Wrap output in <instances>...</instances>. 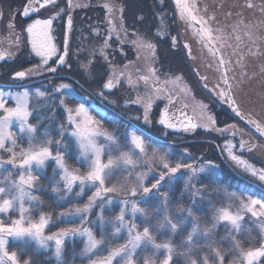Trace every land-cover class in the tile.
<instances>
[{
    "label": "snow or ice",
    "instance_id": "6c2138e0",
    "mask_svg": "<svg viewBox=\"0 0 264 264\" xmlns=\"http://www.w3.org/2000/svg\"><path fill=\"white\" fill-rule=\"evenodd\" d=\"M68 8L85 7L86 5H73L72 0H67ZM179 9L181 19L189 21L190 26L192 22L200 25L194 31V35H198L201 43L206 44L209 51L216 58V70L221 73L220 80L224 84V88H219L216 95L221 101L228 104L233 113L241 120H245L248 125H251L256 131L264 136V125L260 122L247 117L243 114L240 104L237 101V95L243 91L246 83L244 77H247V72L242 71L240 79L235 80V77L230 78L228 72L231 70V59H225L223 55H218L219 49L212 46L209 42L213 36V29L209 24V20H215V16H210L208 19L200 17L199 19L194 14L195 5H189L187 0H175ZM52 6L57 10L54 15L46 19H32L33 15H37L42 9ZM109 13L112 12V6L105 5ZM247 8H258L262 15H264V3L260 5L253 4L251 0L243 5ZM206 11V9H205ZM121 20L123 9H120ZM23 17L31 19L24 31L27 33L31 45V51L35 56L41 58V63L26 71H16L14 73V80L24 81L32 74H39L40 69L44 68L48 72L56 73L57 67L66 65V57L68 56V47L65 43L62 54L58 51L56 45L53 43L52 31L53 22L55 19L65 15V10L59 8L58 0H25V6L20 10ZM226 16L233 15L231 12L225 14ZM238 21L230 25L233 32H237L240 25L244 24L242 13L237 12ZM2 19V13H0ZM15 17L10 15L8 27L15 29ZM109 23H112L111 19ZM67 27L69 32L72 28V16L67 14ZM228 27V26H226ZM246 28L252 27L251 24L245 25ZM111 31L115 32L116 28L113 24ZM127 30H125L126 32ZM216 31L223 33V29ZM160 29L157 30V35H161ZM251 37V33H246ZM97 35L99 32L97 31ZM137 35V39L132 41L138 50H147L152 59H155V45L150 41ZM111 39V36H109ZM217 42L223 40V36L215 37ZM237 41L240 37L236 36ZM175 45V37H172ZM18 48L20 45V36L16 35V39L12 41ZM188 56L194 59L191 54V49L188 45ZM223 46V45H221ZM109 47L107 41L104 43V48ZM103 53V48L101 49ZM253 55L257 53H252ZM13 53L0 50V60H4L6 56L11 57ZM56 57L57 67L49 66V61ZM107 60V56L105 55ZM110 63V62H109ZM131 63V62H130ZM239 63V61H237ZM70 67V65H68ZM130 65H125L128 69ZM211 67V65H209ZM245 66L241 64V68ZM198 74V69H194ZM140 72V69H137ZM157 69L149 66L148 74L138 75L134 80L131 73L127 74V83L131 87L137 86L139 82H143L145 86L151 84L153 92L159 93L161 89L157 87L160 83L159 77L156 76ZM125 77L124 71H118L115 67L111 68V73L103 87L106 90H112L121 83V78ZM201 80L206 81L207 77H200ZM251 79V77H248ZM183 80V77H175L171 82L176 83ZM235 80V83L230 82ZM167 82V81H166ZM22 87V85H20ZM203 87L208 88L207 83ZM71 85L60 84L56 87V91L63 95V90L70 89ZM184 91V89H181ZM214 91V89L209 90ZM102 96L103 93L101 92ZM40 98L49 99L48 93L36 89L30 92L24 88L20 92L12 93L11 91H0V170H5L6 167H11L19 173L18 180H12V172L0 180V264H20L16 251H9V238L15 241H23L25 238L29 242H35L38 250H49V242H54L55 259L57 264H66L63 259L64 256V242L66 238L83 237L85 239L84 247L81 250V255L87 256L89 264H136V255L138 249L147 251L154 250V253H159L164 250L166 255L160 264H173L174 255H185L192 252L196 247H207L213 253V264H225V256H229L228 264H264V198H254L252 195H247L244 199L237 195L236 192H225L227 203L217 206L210 199H207L202 188H196L192 184L193 178H197L200 174L211 173L216 175V167L211 161L201 165L199 168L194 167L191 163L185 162L186 150L182 153H176L169 146L168 150L161 153L158 149H153L151 153L147 150L145 140L136 132L123 133V139L118 137L114 132L108 131L103 127L102 119L105 118L103 113L98 112L102 119H97L92 113L96 111L94 105L89 102L87 97L73 95V99L78 103L75 107H70L66 104L63 98L58 100V104L63 107L66 113V119L59 124L57 135L59 139H54L48 128H44L38 134V125L29 123V117L32 115L30 110V102L33 99ZM14 102V106H7L8 102ZM114 103V101H113ZM134 103L140 104L141 97L138 95ZM153 100L149 94L147 102L143 104L144 107V121L149 122V112L152 108ZM168 105L173 106L174 111L170 114L169 107L165 106L159 124L164 125L168 129H182L183 131H194L200 127L198 123L194 122L193 118L188 115L185 109L187 104L183 103L179 96L173 98L171 93L168 95ZM201 116L207 121L203 126L212 128L221 133L233 130L235 136L236 125H227L225 128H215V118L206 112L207 105L200 104ZM179 113V116L176 115ZM18 124V130L21 134L27 133L28 147H21L17 152L18 146L17 136L11 131L13 125ZM68 133L71 138V143L75 145L78 155L75 158L82 164L86 165L87 172L80 174L77 169L71 168L65 161V153L68 149V144L64 141V134ZM103 141V142H101ZM55 145V151L53 150ZM257 147L256 144L249 143L243 139L240 140L239 145L233 143L231 140L227 141L223 147V151L227 153V158L233 165L240 168L245 174L250 175L260 184L264 185V168H256L248 160L243 158V155L237 154L236 149L241 151L246 150L252 152ZM71 157V154H69ZM106 156V162H105ZM169 157H175L169 159ZM53 161L56 168L53 170V176L50 178L51 191L60 199H66L70 194H73L74 187H78L79 191L75 193L76 197H82L85 187L93 189V194L88 198V202L82 207H75L66 212H61L60 217H71L76 215L79 218L80 226L60 228L57 232L51 235H45L46 229L52 221V217L47 214L37 213L38 220H33L30 216V208L25 207V201L34 202V206L42 205L43 201L33 194L32 189L37 187L36 182L39 176L33 174V168L43 173L48 161ZM156 162V168L153 167ZM143 165L147 171H141L140 166ZM187 170L186 175L181 170ZM180 173V175H177ZM126 174V175H125ZM59 176V180L56 177ZM134 177V182L132 178ZM152 180L150 186L146 185L145 181ZM181 180L184 181L183 195H189L191 207H183L174 204L170 193L175 192V186ZM4 181H7V186H4ZM106 181H114L106 184ZM167 187L168 191L161 192V189ZM125 197L119 199L117 203L120 205L119 212L114 217H105L104 212L106 206L113 204V198L108 194ZM139 193V200L129 199L127 197H137ZM107 197V198H106ZM155 200L157 203H152ZM97 201H100L98 211L95 214L93 227H83L87 217L93 214V209L97 208ZM238 201V203H237ZM143 203L147 207H140ZM208 204L211 211L212 223L210 227H205L203 230L200 227L199 217L196 212L203 214L204 208L199 205ZM176 208L175 218L171 213V208ZM15 210L19 214L18 219H8L7 214ZM109 210H111L109 208ZM29 213L28 216L25 214ZM141 218V223L145 226L140 230L136 223L137 215ZM126 216L128 218H126ZM245 216H249L253 223L259 225L258 235L259 241H252L250 237H245L243 233L249 232L250 229L243 224ZM7 219V223L5 222ZM155 221V223H152ZM72 223L71 220L67 221ZM191 224V230L182 240V245H187V252H177L175 246L170 242V238L178 234V230L182 226ZM223 225L227 232L223 240L228 241L227 250L222 253L219 248H213L215 240L211 243L198 245L194 243L199 238L205 241L210 240L215 231ZM154 232L162 233L169 236L168 242L157 243ZM99 233V236L97 235ZM124 238V243H114ZM242 242L249 244L259 243V247H242ZM106 253V254H105ZM25 264H31V260L25 261ZM142 264H156V260L151 257H145ZM190 264H198L196 259H191ZM200 264H210L207 255L201 258Z\"/></svg>",
    "mask_w": 264,
    "mask_h": 264
},
{
    "label": "flooded vegetation",
    "instance_id": "af4514ba",
    "mask_svg": "<svg viewBox=\"0 0 264 264\" xmlns=\"http://www.w3.org/2000/svg\"><path fill=\"white\" fill-rule=\"evenodd\" d=\"M208 1L203 0L201 3L206 4ZM220 2L225 5L226 2L230 3L229 0ZM72 3L73 5L86 6L73 7L69 10L67 0H58V6L65 10V15L54 20L51 33L53 43L61 54L65 43H67L66 65L57 67L58 62H56V57H53L49 61V66L57 67L56 73L41 68L39 74L34 73L24 81H17L13 79L16 71L33 68L41 63V58L32 53L29 38L24 31L25 26L31 23V19L20 14V10L25 6V0H0V13H2L0 50L14 54L0 60V85L14 88L0 87L1 90L20 92L27 88L30 92H34L38 88L48 93L50 100L58 103V100L63 98L66 104L77 101L72 98L75 94L87 97L96 108L92 114L102 119L101 115H97V113H103L105 118L102 121L106 122L104 125H107V122H114L113 126L118 128L114 131L121 133L134 131L143 137L148 146L154 144L166 150L171 146L172 149L179 151L187 150L190 155L192 153L197 155V146L199 145L204 146L207 151L212 146L217 149V152L218 150L221 152L223 159L231 167L226 165L228 169L239 181L244 183V186L257 189L264 194V191L257 187L261 186L259 181L236 170L227 161V153L223 151L225 143L229 140L237 145L241 139L256 144L257 147L252 152L241 151L239 148L236 151L254 166L261 165L264 168L263 158L261 160L258 157L259 153L264 154V138L242 122L231 112L228 104L221 101L216 95L219 88L225 87L220 80L221 73L216 70V64H213L216 63V58L211 52H205L199 48L198 35H194V31L198 29L197 26L193 23L190 26L189 21L180 18L179 9L174 0H72ZM105 5L112 6L111 14ZM206 5H208L206 12H201L203 17L216 16L220 12L224 16L220 23L232 22L231 16L225 15L230 11H219L214 9V5ZM200 8L203 7L200 6ZM208 8L210 9L207 12ZM120 9H123L122 20ZM56 10L55 7L48 6L37 15H33L32 19H46L54 15ZM197 12L196 3L195 13L197 14ZM67 14L72 16L70 32L67 27ZM10 15L15 17L14 30L8 27ZM243 18L245 20L244 15ZM110 19L112 23H109ZM113 24L116 28L115 32L111 31ZM210 26L217 29L213 23ZM227 26L229 25L227 24ZM158 29L161 30V35H157ZM125 30L127 31L125 32ZM97 31L99 35H97ZM17 34L20 36L19 48L11 43L16 39ZM136 34L155 45V59H152L147 50H138L134 46L132 41L137 39ZM172 37H175V45ZM105 41L109 45L107 48H104ZM210 41L212 42V40ZM184 45H188L191 49L194 59L189 58L188 48ZM202 45L209 49L206 44L202 43ZM214 46L216 47V45ZM102 48L104 54L101 53ZM218 55H223L227 59V54L224 52L219 51ZM203 61L206 63L204 64ZM125 65L130 66L125 69ZM149 66L157 69L156 76L160 81L157 87L161 89L159 93L153 92L151 84L145 86L142 81L135 87H131L127 83L128 73H131L135 80L138 75L148 74ZM231 66H229L231 69L228 72L229 77L233 72ZM112 67L118 71H124L125 77L121 78V83L116 88L106 90L103 84L109 78ZM137 69H140V72H137ZM194 69H198V74ZM175 77H183V80L172 83L171 81ZM200 77H207V80L203 81ZM204 83H207V89L203 87ZM60 84L71 85V88L63 90V95H61L56 91V87ZM218 84L219 88L216 87ZM212 89L214 91H209ZM169 93L173 98L179 96V99L188 105L185 111L196 123H198L197 104L207 105L206 112L216 120L215 128L222 129L227 125L234 124L237 126L235 136H233V130L228 131L230 133H221L212 128L197 127L194 131L186 132L182 129L179 131L168 129L159 124L158 121L165 106L169 107V112L174 111L173 106L168 105ZM149 94L152 96L153 104L149 112V122H145L143 104L147 102ZM240 94H242L241 98ZM138 95L141 97L140 104L134 103ZM239 95L237 96L240 99L236 98L242 112L264 125V104L259 108H256L252 103L249 105V98L244 88ZM176 115L179 116V113ZM195 155L193 162L195 161L196 164Z\"/></svg>",
    "mask_w": 264,
    "mask_h": 264
},
{
    "label": "trees",
    "instance_id": "16d2710c",
    "mask_svg": "<svg viewBox=\"0 0 264 264\" xmlns=\"http://www.w3.org/2000/svg\"><path fill=\"white\" fill-rule=\"evenodd\" d=\"M221 1V0H217ZM209 4V1H208ZM208 6V5H207ZM106 123V122H105ZM104 123V124H105ZM114 122H107V125H104L106 129L110 132H113L114 130H117L116 126H113ZM221 124V123H220ZM202 148H205L202 145L197 146V154L199 158H203V161L197 160V163H204L211 161L216 167L218 168V176L215 181L217 183H213L207 180L202 181L201 184L196 185V188H202L205 192V196L207 199L212 200V193L214 192V188L220 189V187L223 188H228L232 189V187L235 188L237 192L242 191V187L244 185L243 182L239 181L228 169L226 164L221 160L217 149L212 147L207 150H202ZM219 166V167H218ZM52 166L50 165L48 174L46 177H40L39 178V187L41 188V191L36 193V196H38L42 201V205L40 206H35L31 212V216L35 219L38 220L39 216L37 213H43L50 215L52 217V221L49 225V228L46 229L45 233L46 235H51L55 232H57L60 228L64 227H72V226H77L78 224L75 221H72V223H68L67 219L65 217H60L58 214L61 212H66L69 209H73L74 207H82L88 202L89 196L86 195L84 199L80 201H76L75 203H72L71 200L69 201H64L60 199L58 196H56L54 193L51 191V186H50V178L52 176ZM114 181H107V184L110 186V184ZM150 183H153L152 180L150 182H147L146 185L150 186ZM233 183H237V186L235 187ZM213 190V192H212ZM183 192V185L179 183L176 187V190L174 193H170V196L172 197V201L174 204L183 206L185 208L191 207V201L190 199H185L182 198L181 193ZM249 193L248 190L245 191V194ZM258 193V191H257ZM260 197L264 198V195L260 193ZM110 197V196H109ZM125 198V197H124ZM220 197L217 196L216 194V200L213 201L214 204L217 206L223 205L224 201L219 200ZM152 203H157L155 200L152 201ZM147 207V206H146ZM199 207L204 208L205 212L201 214L200 212H196V216L199 217L200 221V227L203 230L205 227H210V222L211 220V211L209 210V205L208 204H202L199 205ZM119 211V206L113 205V208L110 211L104 212L105 217H114L115 215L118 214ZM171 213L173 215V218H175L176 213V208L172 207L171 208ZM95 215L91 216L92 217ZM8 219H17L18 216L14 214H10ZM5 222L7 223V219H5ZM152 223H155V221H152ZM141 224V223H139ZM143 224L139 225L141 227ZM80 226V225H78ZM93 227V230L96 231L95 226ZM183 228V227H182ZM191 230V224L186 228V231H180L178 230V234L175 236H172L170 238V242L175 246V250L177 252H187V245H182V240L186 237L187 233ZM156 237V242L161 243L162 241L160 240L161 236H164V238H167L169 240V236L163 235L162 233H153ZM226 233L222 229H219L217 233L215 234V238H212L211 240L205 241L203 238H199V241L194 239V243H198V245H204L206 243H211L212 240H215V244H213V248H219L222 253H224L227 248H228V241L223 240L222 237L225 236ZM99 236V233H97ZM163 238V237H162ZM161 238V239H162ZM252 238L259 241L260 237L258 235H252ZM125 240L124 238H121L119 241L114 242V243H124ZM85 239L83 237H75V238H68L65 240L63 248H64V256L63 259L66 262V264H89V259L87 256L81 255V250L84 247ZM259 243L256 244H249L246 242V244L242 245L244 248L248 247H259ZM9 251H16L18 259L20 260V264H25V261L31 260V264H57V261L55 259V254L50 251V252H45V251H39L34 245L32 244H22V243H17L15 241H11L9 245ZM106 254V253H105ZM207 255L210 261V264H213V253L212 251L207 248V247H196V252H190L188 253L187 256L185 255H174L175 259L173 260V264H190V260L193 256V259H196L198 264H200L201 258ZM165 256V252L161 253L160 255L155 256L153 251L151 249L147 251H141L139 254L135 257L136 259V264H142V261L145 257H151L156 260V264H160V261L163 260ZM174 258V257H173ZM229 257L225 256V264H228Z\"/></svg>",
    "mask_w": 264,
    "mask_h": 264
},
{
    "label": "rangeland",
    "instance_id": "374dc122",
    "mask_svg": "<svg viewBox=\"0 0 264 264\" xmlns=\"http://www.w3.org/2000/svg\"><path fill=\"white\" fill-rule=\"evenodd\" d=\"M195 14V13H194ZM199 19V17H198ZM213 38L211 39L213 44L216 45V47L219 49L220 52H224L227 54L226 58L228 59H231L232 63H231V68L233 69V72H232V75H230V77H235V80H239L240 79V74L242 71H246L245 68H241V64L240 63H237V59L229 52V50L221 43V42H217V40L215 39V35L212 34ZM198 41H199V48H202L203 50H205V52H210L209 49H207L206 47H204L201 43V41L199 40V37H198ZM223 45V46H221ZM209 58V57H208ZM210 59V58H209ZM204 62V61H203ZM206 62H204L205 64ZM213 64H216L215 62ZM247 72V71H246ZM231 74V73H230ZM247 77H244V79L246 80V83L244 85V89L246 90V93H247V96H248V104L251 105L250 103H252L253 105L256 106V108H259V106H263L264 104V90L263 88L255 81V79L247 72ZM248 77H251V79H248ZM235 80H231L232 83H235ZM0 91H5V90H1ZM5 92H8V91H5ZM12 92V91H11ZM12 93H16V92H12ZM239 95V94H238ZM255 95V96H253ZM242 94L239 95V97L241 98ZM238 97V96H237ZM238 97V98H239ZM239 98V99H240ZM252 100V101H251ZM241 101V100H240ZM78 101H76L75 103H67L68 106L70 107H75L77 105ZM198 105V124L201 125L200 127L198 128H206L204 127L203 125L207 123V121L201 116V108H200V103L197 104ZM7 106H14V102H8V105ZM30 110L32 112V115L29 117V123L33 124V125H38L39 128H38V134L39 132H42L44 128H48L51 132V135L54 139H59L58 135H57V130H58V127H59V124L60 123H63L66 119V113L64 112L63 110V107L61 105H59L56 101H53V100H50V99H44V98H40L39 100L37 99H33L31 102H30ZM97 119H99V116H96ZM105 122L102 121V124L104 125ZM239 128V127H238ZM12 132H14L17 136V141H18V146L16 148V151L18 152L20 150L21 147L23 148H27L28 147V140H27V133H23L21 134L18 130V124H15L13 125L12 129H11ZM118 137H121V139H123V133L119 132V131H113ZM225 133V132H224ZM227 133H230V132H227ZM64 141L65 143L68 144V149H67V152L65 153V161L66 163L73 169H77L79 171L80 174H85L87 172V167L86 165L80 163L76 158L75 156L78 155V152L76 151L75 149V145L73 143H71V138L69 137L68 133L66 132L64 134ZM103 142V141H101ZM146 142V141H145ZM147 145V150L149 153H151V151L153 149H158L161 153L167 151L166 149H163L161 146H155L154 144L151 145V146H148V144L146 143ZM53 150L55 151V145H53ZM174 152L176 153H182L184 152V150H181L179 151L178 149H172ZM202 150H206V148H202ZM69 154H71V157L69 156ZM238 154V153H237ZM0 155H4V158L7 159V155L6 154H2L0 153ZM195 154H191L189 153V151L186 150V154H185V162L186 163H191L194 167H197L199 168L201 165H204L206 164L207 162H204V163H194L193 160H195L194 157ZM253 155H256L255 153H253ZM197 160L200 159V161H203L204 159L203 158H199L198 157V154L195 155ZM258 157L262 160H264V154H258ZM175 157H169V159H174ZM244 159L248 160L247 158H245L243 156ZM226 159L228 162L232 164V162L227 158L226 156ZM105 162H106V156H105ZM264 162V161H263ZM228 164V163H227ZM50 165L52 166V172L53 170L57 167L56 164L53 162V161H48L47 162V166L45 169H43V173L44 174H41L40 171H37L35 168H33V174L34 175H37L40 177H46L47 174H48V170H49V167ZM234 168L236 170H238L239 172H243L240 168L236 167L235 165H233ZM153 167L156 168V162H154L153 164ZM219 167V166H218ZM256 167V166H255ZM229 168L230 165H229ZM256 168H263V166L259 165L257 166ZM140 170L141 171H147V168H145L143 165L140 166ZM159 168H156V171L158 172ZM11 171L12 172V176H11V179L12 180H18L19 179V173L15 170V169H12L10 166L9 167H6L5 170H0V180H3L5 176L8 175V172ZM218 171L219 169L217 168L216 169V175L215 176H212L211 173H203V174H200L197 178H193L192 180V184H194L195 186L198 185V184H201L202 181L204 180H207V181H210L213 183H217L216 178L218 176ZM182 173H185L186 175H190V173H187V170L185 169H182L181 170ZM244 173V172H243ZM237 174V173H235ZM126 175V174H125ZM177 175H180V173H178ZM245 176H247L246 174H244ZM53 176V174H52ZM51 176V177H52ZM249 177V176H248ZM57 180H59V176L56 177ZM254 179V178H253ZM133 182H134V177L132 178ZM147 182H150V180L148 181H145V183L147 184ZM7 181H4V186H7ZM154 183V181H153ZM181 183L183 186H184V181L181 180L180 182H178L175 186V190H176V187L177 185ZM260 183V182H259ZM37 184V187L33 188L32 191H33V194L36 195L37 192L41 191V188L39 187V181L36 182ZM106 184H107V181H106ZM234 186L236 187L237 186V183H233ZM261 186L264 187V185L260 184ZM259 186L258 188L261 190H264L263 187ZM214 188V192L212 190V195L214 194V196L212 197V202L216 200V194L218 197H220V201H224V204L227 203V198H226V195H225V192H236L238 196L240 197H243L244 199L247 198V195H252L254 198H258L259 195H260V191L257 190V189H254V188H248L247 186H244L241 188L242 191L241 192H237L235 190L234 187H232V189H228V188H223V187H220V189L213 187ZM248 190L249 193H246L245 194V191ZM79 191V188L78 187H74L73 189V194H70L66 199H63L65 202L66 201H69L71 200L72 203H75L76 201H80L82 199H84V197L86 195H88L89 197L92 196L93 194V189H90L89 187H85V190H84V194L82 197H76L75 196V193ZM165 191H168V188L167 187H164L161 189V192H165ZM258 191V193H257ZM108 196L112 197L113 198V204L110 205V206H106L105 210L106 211H110V209L113 208V205L115 206H119L120 205L117 203V201L119 199H122L124 197H121V196H115L114 194H108ZM107 198V197H106ZM129 199H137L139 200V193L137 194V197H127ZM182 198H185V199H190L189 198V195H183ZM261 198V197H260ZM238 203V201H237ZM100 204V201H97V208H94L93 209V214L92 215H95L98 211V206ZM147 205L141 203L140 204V207H146ZM25 207H29L30 208V216H31V212L33 210V208L35 207L34 206V202H28V201H25ZM75 208V207H74ZM73 208V209H74ZM119 212V211H118ZM10 214H14V215H17L18 218H19V214L17 211L15 210H12L10 211L8 214H7V217L10 215ZM26 216L29 215V213H26L25 214ZM92 215H89L87 217V220L86 222L83 224V227H91V226H94L93 221H95L96 219V215L92 217L91 219V216ZM0 218H3V217H0ZM17 218V219H18ZM31 218L33 220H35L32 216ZM68 221L71 220V221H75L78 225H80V221H79V218L76 216V215H73L71 217H65ZM126 218H128L126 216ZM14 220V219H13ZM136 223L138 225V228L140 230H142V228L145 226L143 223H141V218L139 216V214L137 215V219H136ZM143 224L141 227H139V225ZM212 222H210V225H211ZM243 224H245L249 229L250 231L249 232H245L243 233V235L245 237H250V239L252 241H257L255 239L252 238V235H258V232H259V225L258 224H255L252 222L251 218L249 216H245V220L242 222ZM77 225V226H78ZM209 225V226H210ZM188 225L186 226H182L180 231H186V228H187ZM219 229H222L224 231V233L227 232V229L221 225L216 231H215V234L217 233V231ZM215 234L212 238H215ZM46 235V233H45ZM259 236V235H258ZM163 237V238H162ZM260 237V236H259ZM162 238V239H161ZM160 240L162 241L161 243L163 242H168L169 240H167V238H164V236H161ZM202 238V237H201ZM211 238V239H212ZM68 238H66L65 240H67ZM210 239V240H211ZM11 241H15L13 240L12 238H9V244H8V249H9V245H10V242ZM199 241V240H198ZM17 243H22V244H32L34 245L36 248V244L35 242H29L27 238H25V240L23 241H15ZM246 244V242H242V245ZM253 244H256V243H253ZM259 245V244H258ZM55 245H54V242H49V250L45 251V250H39V251H45V252H50L54 249ZM152 250V249H151ZM153 253H154V250H152ZM54 253V251H52ZM140 250L138 249L137 251V255L139 254ZM165 252L164 250H160L159 253H154L155 256L158 257V255H160L161 253ZM192 252H196V248L192 251ZM136 255V256H137ZM166 255V253H165ZM226 257H229L226 255ZM175 259V256L173 258V260ZM193 259V256L192 258Z\"/></svg>",
    "mask_w": 264,
    "mask_h": 264
},
{
    "label": "water",
    "instance_id": "95a60500",
    "mask_svg": "<svg viewBox=\"0 0 264 264\" xmlns=\"http://www.w3.org/2000/svg\"><path fill=\"white\" fill-rule=\"evenodd\" d=\"M175 1V0H174ZM201 1L203 0H187L189 5L194 4L196 7H198V12L195 15L197 18L203 17L201 15L202 13H205V9H207L208 3H204ZM205 1V0H204ZM230 3L226 2V5L223 2L217 1V0H209V5H214V9H218L219 11H230L233 15H231V23H220L221 20H223L224 16L219 12V15H214L215 20H209V24L216 25L217 29H223V33L216 31L214 27H212L213 34L217 36H223V40L221 43L229 50V52L239 61L240 64L244 65L246 71L249 73L252 71V73H249L255 81L263 88L264 90V15L261 14L258 8H247L243 7L248 0H229ZM253 4L260 5L261 3H264V0H251ZM200 6L203 8L201 9ZM210 8H208L207 12ZM233 11V12H232ZM240 12L242 13V16H245L244 24L240 25V28L237 30V32H233L230 25L235 24L240 17L236 16V13ZM207 17H210L207 15L204 16V19H208ZM188 21V20H187ZM212 22V23H211ZM195 24V22H192ZM227 24L229 25L228 27ZM251 24L252 27L246 28L245 25ZM197 28L200 27V25L195 24ZM250 32L251 37L247 35L246 33ZM240 37V40L237 41L236 36ZM212 46L213 43L209 41ZM215 47V46H214ZM252 53H257L253 55ZM255 72V73H253ZM255 74V75H254ZM2 87H11L7 85H2ZM229 108V106H228ZM230 109V108H229ZM231 110V109H230ZM232 111V110H231ZM233 112V111H232ZM172 112H170L171 114ZM244 114V113H243ZM247 116L246 114H244ZM248 117V116H247ZM239 118V117H238ZM240 119V118H239ZM241 120V119H240ZM243 121L250 129L255 131L257 134H259L254 127L251 125H248L245 120ZM175 131H179V129H175ZM262 136L261 134H259ZM264 138V136H262Z\"/></svg>",
    "mask_w": 264,
    "mask_h": 264
}]
</instances>
